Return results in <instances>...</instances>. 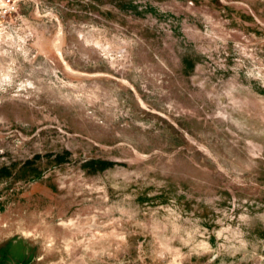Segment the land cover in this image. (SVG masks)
<instances>
[{"label":"rangeland","instance_id":"rangeland-1","mask_svg":"<svg viewBox=\"0 0 264 264\" xmlns=\"http://www.w3.org/2000/svg\"><path fill=\"white\" fill-rule=\"evenodd\" d=\"M0 264H264V0H0Z\"/></svg>","mask_w":264,"mask_h":264},{"label":"trees","instance_id":"trees-1","mask_svg":"<svg viewBox=\"0 0 264 264\" xmlns=\"http://www.w3.org/2000/svg\"><path fill=\"white\" fill-rule=\"evenodd\" d=\"M96 163H98V162H90V165L94 166ZM103 164H107V163H104V162L103 163L102 162L100 163L99 162V165H102L103 166Z\"/></svg>","mask_w":264,"mask_h":264},{"label":"built area","instance_id":"built-area-1","mask_svg":"<svg viewBox=\"0 0 264 264\" xmlns=\"http://www.w3.org/2000/svg\"><path fill=\"white\" fill-rule=\"evenodd\" d=\"M10 2V0H7V3H9Z\"/></svg>","mask_w":264,"mask_h":264}]
</instances>
